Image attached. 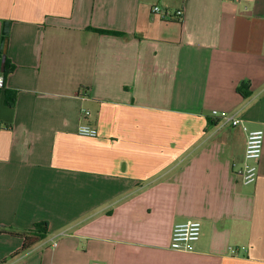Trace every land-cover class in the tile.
Returning a JSON list of instances; mask_svg holds the SVG:
<instances>
[{
  "label": "crops",
  "instance_id": "0c3cea01",
  "mask_svg": "<svg viewBox=\"0 0 264 264\" xmlns=\"http://www.w3.org/2000/svg\"><path fill=\"white\" fill-rule=\"evenodd\" d=\"M7 21L0 264H264V147L244 183L246 132L212 115L264 130V0H0V46Z\"/></svg>",
  "mask_w": 264,
  "mask_h": 264
},
{
  "label": "built area",
  "instance_id": "2783aa9c",
  "mask_svg": "<svg viewBox=\"0 0 264 264\" xmlns=\"http://www.w3.org/2000/svg\"><path fill=\"white\" fill-rule=\"evenodd\" d=\"M152 11L156 14H160L163 18H170L176 15L179 17L182 14L180 10L175 15L165 9H162L159 5H154ZM5 86V76L0 73V88ZM85 115L89 114V111L83 109ZM212 115L221 119L223 124H230L232 126H240L246 132V146H245V159L246 164L241 170L243 182L246 184L256 181L259 172V160L263 153L264 147V130L263 129H250L245 123L244 119L240 118L235 113H230L226 110L213 109ZM77 132L80 135L88 137L99 136V130L95 126L89 123H80L77 127ZM202 234V222L200 220H189L187 222L176 223L171 232V239L169 248L177 251H190L193 249V243L198 241ZM58 242L54 241L53 247L57 246ZM243 248H246L243 246ZM233 253L238 252V248L230 247ZM98 264V263H94Z\"/></svg>",
  "mask_w": 264,
  "mask_h": 264
},
{
  "label": "trees",
  "instance_id": "16d2710c",
  "mask_svg": "<svg viewBox=\"0 0 264 264\" xmlns=\"http://www.w3.org/2000/svg\"><path fill=\"white\" fill-rule=\"evenodd\" d=\"M92 29L99 33H107V34H112V35L121 34V32L113 31V30L97 29V28H92ZM13 70H14V65L7 59L4 70H3L4 76L9 75L10 73L13 72ZM242 88H240V91L243 93ZM244 94H247V93L244 92ZM5 100L9 106H14L16 102V91L7 90L6 95H5ZM48 230H49V222L44 220V221L36 222L34 224V227L30 231L17 233L23 236L24 242H23L22 248L16 253H14L12 256L18 255L20 252L31 248L33 245L43 240L47 236ZM9 231L14 232L11 230Z\"/></svg>",
  "mask_w": 264,
  "mask_h": 264
},
{
  "label": "water",
  "instance_id": "95a60500",
  "mask_svg": "<svg viewBox=\"0 0 264 264\" xmlns=\"http://www.w3.org/2000/svg\"><path fill=\"white\" fill-rule=\"evenodd\" d=\"M8 33H9V23L7 21L4 23V28L2 32L3 36L0 46V61H1V57H5V53L7 50V43H8Z\"/></svg>",
  "mask_w": 264,
  "mask_h": 264
}]
</instances>
